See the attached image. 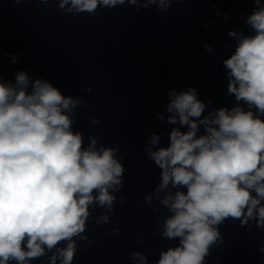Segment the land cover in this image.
Returning a JSON list of instances; mask_svg holds the SVG:
<instances>
[{"label":"clouds","instance_id":"9594fccd","mask_svg":"<svg viewBox=\"0 0 264 264\" xmlns=\"http://www.w3.org/2000/svg\"><path fill=\"white\" fill-rule=\"evenodd\" d=\"M253 2L244 21L249 33L229 30L235 48L222 61L234 104L214 108L212 100L198 98L195 87L173 88L167 116L155 115L173 127L167 146L155 132L145 146L160 179L144 203L153 207L155 200L167 210L157 231L178 241L155 264H208L213 247L223 242L220 226L230 219L248 230L252 222L264 229V2ZM126 3L137 12L153 5L168 12L173 0H58L57 8L65 15L98 17V8ZM211 23L205 20L204 26ZM205 49L211 54V45ZM7 55L17 62L16 54ZM14 77L13 82L0 76V264H32L42 257L47 264H72L77 241H87L85 249L92 242L88 222L111 223L116 201L123 203L117 195L125 183L120 146H105L97 136L85 143L84 133L74 130L76 109L86 105L82 96H65L23 70ZM90 122L98 124L99 117ZM97 208L102 211L93 216ZM258 251L264 254V244ZM131 259L148 264L139 250Z\"/></svg>","mask_w":264,"mask_h":264},{"label":"water","instance_id":"95a60500","mask_svg":"<svg viewBox=\"0 0 264 264\" xmlns=\"http://www.w3.org/2000/svg\"><path fill=\"white\" fill-rule=\"evenodd\" d=\"M264 2V0H262ZM187 7L211 77L223 106L234 104V97L227 95L226 69L222 61L228 58L235 48V41L228 36L229 30H242L249 33L245 18L251 13L253 0H186ZM214 8L219 10L216 15ZM227 13L228 19L224 20ZM205 20L212 23L204 26ZM205 45H211V54Z\"/></svg>","mask_w":264,"mask_h":264}]
</instances>
